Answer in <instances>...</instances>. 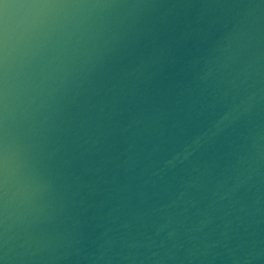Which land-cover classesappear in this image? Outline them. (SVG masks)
<instances>
[{
	"label": "water",
	"instance_id": "water-1",
	"mask_svg": "<svg viewBox=\"0 0 264 264\" xmlns=\"http://www.w3.org/2000/svg\"><path fill=\"white\" fill-rule=\"evenodd\" d=\"M0 264H264V0H0Z\"/></svg>",
	"mask_w": 264,
	"mask_h": 264
}]
</instances>
